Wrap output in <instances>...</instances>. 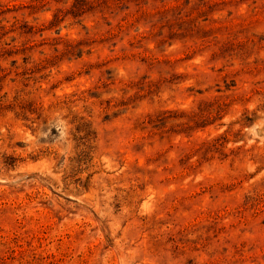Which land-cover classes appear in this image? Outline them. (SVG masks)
I'll use <instances>...</instances> for the list:
<instances>
[{
  "label": "rangeland",
  "instance_id": "rangeland-1",
  "mask_svg": "<svg viewBox=\"0 0 264 264\" xmlns=\"http://www.w3.org/2000/svg\"><path fill=\"white\" fill-rule=\"evenodd\" d=\"M0 264H264V0H0Z\"/></svg>",
  "mask_w": 264,
  "mask_h": 264
}]
</instances>
